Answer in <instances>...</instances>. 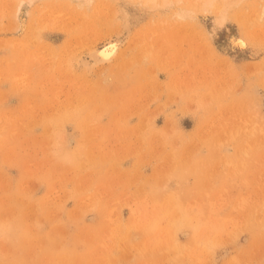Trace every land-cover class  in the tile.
Here are the masks:
<instances>
[{
  "label": "rangeland",
  "instance_id": "1",
  "mask_svg": "<svg viewBox=\"0 0 264 264\" xmlns=\"http://www.w3.org/2000/svg\"><path fill=\"white\" fill-rule=\"evenodd\" d=\"M141 1L0 0V264H264V0Z\"/></svg>",
  "mask_w": 264,
  "mask_h": 264
},
{
  "label": "bare ground",
  "instance_id": "2",
  "mask_svg": "<svg viewBox=\"0 0 264 264\" xmlns=\"http://www.w3.org/2000/svg\"><path fill=\"white\" fill-rule=\"evenodd\" d=\"M143 1V0H142ZM141 1V2H142ZM145 2H148V3H154L156 0H144ZM182 1V0H181ZM193 1V0H192ZM200 1V0H199ZM137 2V1H136ZM166 2V1H165ZM194 2V1H193ZM197 2V0H195V2L194 3H196ZM200 4V2H197V4L196 5H199ZM204 3H205V0H204ZM207 3H208V1H207ZM211 3H212V1H211ZM122 4V3H121ZM134 4V3H133ZM137 4V3H136ZM203 4V3H202ZM210 4V3H209ZM124 5V4H123ZM126 5V4H125ZM138 5H139V7H138ZM138 5H132L133 6V8H136L138 11H140V10H144V7H146V6H144L143 4H141V3H139ZM206 6H210V5H207V4H205ZM204 4H203V6H205ZM212 5V4H211ZM117 6H118V8L120 9V10H122L120 7H119V4H117ZM200 6V5H199ZM198 6V7H199ZM205 6V7H206ZM126 7V6H125ZM197 7V6H196ZM205 7H203V8H205ZM202 7L200 6V8H198L199 10L201 9ZM208 7H206L205 8V12L208 10L207 9ZM207 9V10H206ZM209 9H210V7H209ZM115 10H117V9H115ZM202 10V9H201ZM204 10V9H203ZM115 12V11H114ZM120 12V11H119ZM133 12V11H132ZM141 12V11H140ZM146 12V11H145ZM188 12V11H187ZM202 12V11H201ZM204 12V11H203ZM121 13H122V17H121V22L122 23H120V27H119V29H118V31L116 32V34L114 35V34H112V36H110L109 38H107L104 42H102V43H100V45H95V44H91L92 46L88 49V52H87V55H86V53H84L85 55H86V57L83 59V62H84V64H85V67L87 66V68L88 69H90V67L92 68V67H99L100 65H103V64H106V63H110L114 58H116L117 57V55L119 54V52L121 51V49H122V46H124V43H125V39H126V35L127 34H129V29H130V27L133 25V21H136V20H138V18H137V16H136V18H135V15L133 14V13H131V12H127L126 10L124 11H121ZM120 13V14H121ZM207 13V12H206ZM139 14H141L142 15V17H145V13H144V11L143 12H141V13H139ZM115 15H117V14H115ZM118 16H119V14H118ZM140 17V16H139ZM118 18V17H117ZM136 25V24H135ZM138 25V24H137ZM146 29V28H145ZM132 31V30H131ZM141 31V30H140ZM150 31V30H149ZM151 33V32H150ZM139 34H141V33H139ZM154 34V33H153ZM152 34V35H153ZM151 35V36H152ZM147 36V35H146ZM237 37V36H236ZM129 39V38H128ZM232 39V38H231ZM233 39H234V37H233ZM232 39V40H233ZM236 39V38H235ZM140 40V39H139ZM152 40V39H151ZM240 40V39H239ZM135 42V44H136V40H134ZM235 41V40H234ZM241 42H242V40H240ZM240 42V43H241ZM141 43V42H140ZM235 43H236V41H235ZM238 43V42H237ZM239 44V43H238ZM137 45H139V44H137ZM241 45H242V43H241ZM240 45V46H241ZM90 46V45H89ZM245 46V45H244ZM88 47V46H87ZM237 47V46H236ZM238 48V47H237ZM84 55V56H85ZM80 56V55H79ZM82 58V57H81ZM80 58V59H81ZM77 59H79V58H77ZM78 61V60H77ZM76 61V62H77ZM82 61V60H81ZM78 63H79V61H78ZM81 64H82V62H81ZM83 64V65H84ZM79 66V65H78ZM85 70V69H84ZM89 71V70H88ZM88 71H86V72H88Z\"/></svg>",
  "mask_w": 264,
  "mask_h": 264
}]
</instances>
